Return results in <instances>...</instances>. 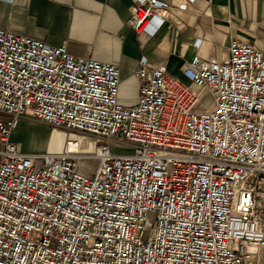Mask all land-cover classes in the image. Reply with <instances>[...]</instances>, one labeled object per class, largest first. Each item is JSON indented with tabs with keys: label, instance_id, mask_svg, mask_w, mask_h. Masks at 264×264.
<instances>
[{
	"label": "built area",
	"instance_id": "obj_1",
	"mask_svg": "<svg viewBox=\"0 0 264 264\" xmlns=\"http://www.w3.org/2000/svg\"><path fill=\"white\" fill-rule=\"evenodd\" d=\"M170 9L132 0L129 26L153 35ZM228 53L192 57L182 67L190 85L141 58L138 100L124 105L117 65L0 26V114L8 117L0 119V264H249L260 256L264 53L235 40ZM200 89L214 109L194 111ZM22 119L85 145L68 151L70 138L59 153H24L10 141ZM84 159L97 161L92 176L79 170Z\"/></svg>",
	"mask_w": 264,
	"mask_h": 264
},
{
	"label": "crops",
	"instance_id": "obj_2",
	"mask_svg": "<svg viewBox=\"0 0 264 264\" xmlns=\"http://www.w3.org/2000/svg\"><path fill=\"white\" fill-rule=\"evenodd\" d=\"M160 1L171 9L153 35L129 26L132 0H0V26L52 47L63 46L75 57L117 65L118 100L124 105L138 100L134 75L141 58L149 68L163 66L190 85L182 67L194 56L226 60L232 40L264 53V0ZM25 122H19L10 141L24 153H45L49 146H29Z\"/></svg>",
	"mask_w": 264,
	"mask_h": 264
},
{
	"label": "rangeland",
	"instance_id": "obj_3",
	"mask_svg": "<svg viewBox=\"0 0 264 264\" xmlns=\"http://www.w3.org/2000/svg\"><path fill=\"white\" fill-rule=\"evenodd\" d=\"M198 93L199 103L194 111H197V113H202L206 112L207 110L214 109V98L209 93V91H207L206 89H200ZM0 119L7 120L8 117L0 114ZM27 123L25 122L24 127H26L27 131H29L30 133V136L27 139V142H29V146L32 145L37 148L42 146H49V149L47 148L45 153L62 152L68 140L72 137L70 133L61 129H54L52 127L36 122L27 121ZM89 143L92 145L91 141H89ZM54 145H56L57 147H53ZM84 145L85 142L80 137L71 138V141L67 145V150L77 151ZM112 147L113 151L117 154H130L132 150L130 147L120 144H113ZM93 149L94 148H90V152H92ZM78 167L82 173L92 176L97 168V161L92 159H84L78 163ZM251 258L252 259H250L249 264H264V251L259 259H257V257Z\"/></svg>",
	"mask_w": 264,
	"mask_h": 264
},
{
	"label": "bare ground",
	"instance_id": "obj_4",
	"mask_svg": "<svg viewBox=\"0 0 264 264\" xmlns=\"http://www.w3.org/2000/svg\"><path fill=\"white\" fill-rule=\"evenodd\" d=\"M255 250H256L255 248H252V247L249 248V251H250V252H254ZM262 253H263V251L260 252V256L262 255ZM260 256L251 255V256H250V259H252L251 257H257V259H259Z\"/></svg>",
	"mask_w": 264,
	"mask_h": 264
}]
</instances>
